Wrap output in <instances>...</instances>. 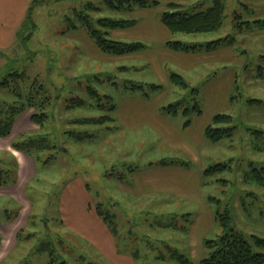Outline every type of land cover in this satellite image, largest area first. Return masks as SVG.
I'll return each instance as SVG.
<instances>
[{
  "label": "rangeland",
  "instance_id": "374dc122",
  "mask_svg": "<svg viewBox=\"0 0 264 264\" xmlns=\"http://www.w3.org/2000/svg\"><path fill=\"white\" fill-rule=\"evenodd\" d=\"M32 1L16 0L19 25L22 21L21 5L30 7ZM199 1L203 0H189L186 8L198 6ZM86 3L101 7L100 0H47L43 5H38L32 17L35 29L32 25L24 29L23 36H17V42L7 52H3L6 57L1 59L0 79L16 71L26 76L28 88L37 80L38 84L45 87V95L51 97L45 129L40 130L31 121L36 131L23 135L17 142L46 138L49 145L54 147L37 156L36 148L23 145V149L33 152L37 177L26 189V198L30 203L29 227L22 234L17 250L5 264H175L168 260L160 261L159 251L160 256L171 257L166 246L178 250L188 259L191 257L190 253L195 252V249H190L189 235L182 228L191 229L201 207L189 202H168L159 198L133 199L124 193L122 187L127 184L128 174H131L128 173L129 166L141 169L161 161H177V156L160 144L153 134L116 130L111 123L103 127L71 123L107 114L90 107L96 105V100L87 92L90 86L100 95L110 97L103 102L118 104L131 93L121 88L124 82L156 84L166 88L165 93L157 95L162 96L165 107L183 100H187L191 106L189 91H183L170 83L171 73L178 71L180 73L177 74L184 75L191 89L200 91V107L209 123L215 115H229L234 119L230 127H236L233 139L208 142L200 149L198 167L202 171L215 165H229L227 171L217 172L215 176L202 180L200 201L207 204L214 214L223 213L226 207H230L237 228L247 238L250 235L264 238V188L245 182V175L253 167L264 168V135L257 136L255 131L248 130L251 128L264 132V103H248L251 100L264 102V61L259 56L264 54V33L256 28L248 31L245 26L241 32L237 27L240 22L264 21V0H224L225 18L219 31L207 35H172L174 40L171 41L182 43L212 42L228 36H234L237 40L231 48L234 55L227 59L226 64L213 60L190 65L189 68L180 67L164 56L163 52L167 50L163 46L164 42L147 37L150 32L147 28L155 23L162 24L160 7L150 9L147 13L137 11L132 15H119L106 11L97 16L140 22L136 29L124 33L109 32L106 37L124 43L141 42L148 49L135 56L114 58L102 53L85 30L67 31V18L72 17L74 11H81ZM212 5L213 0H207L197 11H205ZM236 15L242 19L236 20ZM152 32L157 36L162 35L156 27L152 28ZM29 35L30 39L27 40ZM123 67L130 71L122 73L120 70ZM259 67L263 68L261 77ZM216 74L218 76L212 79L213 83H207L206 75L211 78ZM96 76L103 80L112 77L113 82L120 86L114 87L106 81L100 83ZM75 98L85 100L89 107L68 109V101ZM15 102L17 100L8 91L0 90V111L7 110ZM26 113L32 117L34 110ZM255 117L260 118L259 122L254 120ZM78 134L93 138L78 142L74 138ZM5 161L6 157L2 162L0 160V182L13 183L16 172L11 174L5 171ZM71 178H76V182H73L76 195L79 194L84 200L75 207L76 216L63 217L61 201L64 185ZM81 186H86L88 191L84 192ZM210 198L220 200V205L210 202ZM86 200L92 204L94 212L91 214L87 211ZM97 207L104 218L111 217V231L108 227L106 229L114 234L113 255L99 247L105 236L98 231L96 222H103V219L95 215ZM19 211L20 208L11 201L0 199V223L11 221ZM221 234L222 230L216 221L211 222L206 239H217ZM45 243L53 244L54 257L48 251L41 252ZM255 251L261 252L259 249ZM134 254L139 258H135ZM203 255H208L206 249ZM117 257L129 258L131 261L118 262L115 261Z\"/></svg>",
  "mask_w": 264,
  "mask_h": 264
},
{
  "label": "trees",
  "instance_id": "16d2710c",
  "mask_svg": "<svg viewBox=\"0 0 264 264\" xmlns=\"http://www.w3.org/2000/svg\"><path fill=\"white\" fill-rule=\"evenodd\" d=\"M47 0H33L28 12L25 22L23 23L19 32L18 38L23 36L24 29L35 25L33 24L32 17L33 11L38 5H43ZM101 7L94 5L93 3H86L81 11H74L72 17L67 18L69 24L68 32L83 29L87 35L94 41L98 49L114 58H125L143 53L148 49V46L141 42L124 43L108 39L106 36L109 32L130 30L138 25L137 20H125V19H111V18H98L97 16L103 12H111L119 15H132L139 10L155 9L161 7V4L156 0H100ZM189 0H187L188 2ZM207 0L199 1L200 4L192 9H187L184 5L180 4H168L164 12H162L160 18L165 27L174 35H207L216 33L223 26L225 18V4L224 0H213V5L207 10L197 11L199 8L205 5ZM185 8V9H184ZM247 8V7H246ZM248 10V8H247ZM242 19L240 15H236V20ZM246 27L248 31H253L254 28L264 32V21L255 22H240L237 27L244 30ZM29 35L26 39H30ZM237 43L234 36H228L224 39H220L212 42L205 43H182L176 41H168L164 44V47L174 53L195 55V54H212L221 49H230ZM5 54L0 55V59H5ZM260 60L264 61V56H260ZM34 59V57H33ZM245 66V68H247ZM262 67H259L260 77L262 75ZM123 72H129L130 69L123 67L120 70ZM3 74V72H2ZM24 74L18 72H9L0 79V90L8 91L17 102L7 108L0 111V138H9L12 134L16 120L26 113L28 110H34L31 117V121L37 125L40 130L45 129V123L49 120L47 110L51 104V97L45 95V87L38 84L35 80L32 87L26 86ZM92 80H94L92 78ZM98 82H110L114 87H119L117 83L113 82L112 77H105L100 79L96 76ZM170 83L173 86L180 88L183 91H189L188 100L192 102L189 106L187 100L179 101L169 106L162 108V111L169 116L184 115L188 118L183 125L185 129H188L191 125V116L202 114V109L199 103L200 91L198 89H191L186 79L177 73L172 72L170 75ZM121 88L130 92H141L146 98H151L154 94L164 92L165 87L156 84L140 83L136 84L132 81H126L122 84ZM27 91H30L27 93ZM87 92L89 96L96 100V105H91V108L99 109V111L107 113L99 118H88L74 120L71 123L80 126H106L107 124H113L114 118L111 116L116 110V104L111 102H103V100H109V96H102L94 87H88ZM27 93V95H26ZM233 101V98L232 100ZM70 107L68 109H77L89 107L85 100L80 98L71 99L68 101ZM250 105H261L264 102L251 100L248 101ZM110 114V115H109ZM233 117L229 115L218 114L215 115L211 124L206 129L205 137L210 143H219L226 139H233L236 127H230L233 124ZM222 126H227L222 128ZM249 131H255L257 136H263L264 132H258L248 128ZM46 137V136H43ZM74 138L78 142H86L90 135H75ZM28 145L29 148H36L37 156L47 151L53 150L54 147L49 145L46 138L42 140L28 139L13 144V148L16 151L23 152L27 156L33 158V152L27 149H23V145ZM34 159V158H33ZM158 166H170L177 165L185 168H190L192 165L190 162L185 161H162L156 164ZM153 166V164H150ZM229 169L228 164H220L211 167L204 171L203 178L215 176L217 172H224ZM138 169L133 166L128 167V173L136 172ZM7 174V173H6ZM2 175V172L0 173ZM246 183H253L259 187L264 188V168L257 169L253 167L252 170L245 175ZM5 183H0V187ZM210 202H217L220 205V200L216 198H210ZM244 207V203L242 204ZM96 213L103 219V222L110 228L109 219L110 216L104 218L100 212L99 207L96 208ZM190 216V215H187ZM216 223L222 230V234L217 239H206L203 243L204 249L208 251V255L204 257L201 264H264V238L258 235H247L239 230L236 226L235 216L230 207H226L223 213H216ZM184 229V228H182ZM111 230V228H110ZM21 231L18 237L21 239ZM53 244L45 243L41 252H50L52 257L55 256L53 251ZM261 250L256 252L255 250ZM171 250V249H170ZM171 260L176 264H191V261L177 250H172ZM66 264V263H62Z\"/></svg>",
  "mask_w": 264,
  "mask_h": 264
},
{
  "label": "crops",
  "instance_id": "0c3cea01",
  "mask_svg": "<svg viewBox=\"0 0 264 264\" xmlns=\"http://www.w3.org/2000/svg\"><path fill=\"white\" fill-rule=\"evenodd\" d=\"M159 3L161 4L160 8L162 12L165 11L168 4L172 3L184 5L185 7L187 6V0H160ZM28 9L29 5H21L22 21L19 25L17 20L18 7L16 0H0V55H2L3 52H7V50L17 42L18 30L23 24V19L27 16ZM148 10L150 9L139 10V12L142 11V13H147ZM12 18L14 20L13 22ZM139 25L140 22L132 29H136ZM155 27L162 33L161 36H157L152 32V28ZM147 29L150 30L147 37H151L153 40H161L164 44L174 40L172 36L174 34H172L163 23H155ZM121 32L124 33L126 30ZM163 54L166 58H171L176 64L184 68H189L190 65H199L203 62H213V60L226 64L227 59H229L231 55H234V53L231 52V48H224L212 54L187 55L174 52L170 53L169 50H164ZM259 56H264V54ZM1 61L0 59V72L2 71ZM177 73L180 72L178 71ZM217 76L218 74L210 78L206 75L207 83L212 84V79L214 77V79H216ZM161 93L164 92L156 93L151 98L144 97L141 92H131L127 94L116 104V110L112 114L113 118L115 117V122L113 124L116 130H124L128 133L141 132V134L146 133L155 135L160 144L165 146L173 155L177 156L179 161L184 160L185 162H190L192 166L190 168H185L177 165H148L141 169L138 168L136 172L128 174L129 178L127 184L122 187L124 193L133 199L143 197L150 199L159 198L168 202L180 201L198 204L201 207L200 214L197 215L196 220L192 223L191 229H183V231L189 235L190 249H195V252L190 253L191 257L189 260L191 264H201L204 258L203 243L206 238H208L211 222H215L216 214L209 209L207 204H203L200 201L204 171L198 167L200 162L199 152L200 149L208 143L205 132L211 122L209 123L208 117L204 118L202 111L200 115L191 116V125L188 129H185L183 125L185 119H187L186 116H169L162 111L165 105L162 96H157ZM27 113L16 120L9 138H0V160L2 162L3 158L6 157V161L4 162L5 171H9L11 174L16 172L15 181L13 183H5L4 186L0 187V199L11 201L15 206L20 208L19 213L15 214L14 219L4 224L0 223V264H5V262L12 257L19 246V233L21 231L25 232L29 227L30 203L26 198V189L37 177V165L31 157L13 149V144H15L19 138L36 131L31 123V116H28L29 114ZM258 119L260 118H254L255 121L259 122ZM125 178H127V176ZM75 179L76 178H71L64 185L61 201V213L63 217L76 216L74 212L75 207L81 205L84 200L83 197L75 193L76 189L73 184V182H76ZM81 184H83L82 181ZM81 187H83L84 192L88 191L86 186ZM85 204L88 213H93V207L89 200H86ZM96 214L95 211V215ZM96 223L99 228V233L105 236V240L102 241L101 246H99L101 247L100 249L104 248L105 253L109 252L113 255L114 234H110L107 231L109 227L104 222L98 221ZM106 227L108 228L106 229ZM166 248L169 250V254H172L173 249L170 246H166ZM160 254L159 251L158 257L161 258L160 261L164 262L168 260L167 262L175 263L171 260V257L165 258V256H160ZM134 257L139 258L137 254H134ZM115 261L130 262L131 260L129 258L117 257Z\"/></svg>",
  "mask_w": 264,
  "mask_h": 264
}]
</instances>
